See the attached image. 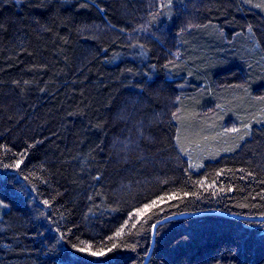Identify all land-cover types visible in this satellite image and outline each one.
Returning a JSON list of instances; mask_svg holds the SVG:
<instances>
[{
	"label": "trees",
	"instance_id": "obj_1",
	"mask_svg": "<svg viewBox=\"0 0 264 264\" xmlns=\"http://www.w3.org/2000/svg\"><path fill=\"white\" fill-rule=\"evenodd\" d=\"M212 210L147 264H264V0H0V264H144Z\"/></svg>",
	"mask_w": 264,
	"mask_h": 264
},
{
	"label": "water",
	"instance_id": "obj_2",
	"mask_svg": "<svg viewBox=\"0 0 264 264\" xmlns=\"http://www.w3.org/2000/svg\"><path fill=\"white\" fill-rule=\"evenodd\" d=\"M212 212H217V213H222V214H226V215H230L232 217H234V215L232 214H228V213H225V212H221V211H216V210H212V211H205V212H198V213H184V214H180V215H174V216H169V217H166L158 222H156L153 226V232H152V243H151V246H150V249H149V252H148V255L145 259V262L144 264H147L148 261H149V258L152 254V251L154 249V246H155V240H156V233H157V229H158V226L161 224V223H164V222H167L171 219H175V218H178V217H182V216H191V215H200V214H204V213H212ZM252 220L255 219V220H259V219H264V218H251Z\"/></svg>",
	"mask_w": 264,
	"mask_h": 264
},
{
	"label": "snow or ice",
	"instance_id": "obj_3",
	"mask_svg": "<svg viewBox=\"0 0 264 264\" xmlns=\"http://www.w3.org/2000/svg\"><path fill=\"white\" fill-rule=\"evenodd\" d=\"M232 131H237L236 129H232ZM14 167H19V164H16V165H13ZM13 166H9V167H13ZM201 183H203V182H201ZM45 204H47L48 202L47 201H45L44 202ZM155 204H156V202L155 201H153L152 202V205H145V207H144V209H142V210H138V212H140L141 214H143V213H146V212H148V211H150L151 210V207H154L155 206ZM133 226H135V225H133ZM117 235H120V233H117ZM116 247V245H113V248H115ZM86 249L85 248H80L79 249V251H81V252H84ZM102 253H95V252H93L92 253V255H101Z\"/></svg>",
	"mask_w": 264,
	"mask_h": 264
}]
</instances>
